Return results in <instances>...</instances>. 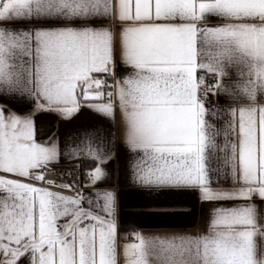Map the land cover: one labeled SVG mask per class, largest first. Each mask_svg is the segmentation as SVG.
Returning <instances> with one entry per match:
<instances>
[{"label": "snow or ice", "instance_id": "snow-or-ice-1", "mask_svg": "<svg viewBox=\"0 0 264 264\" xmlns=\"http://www.w3.org/2000/svg\"><path fill=\"white\" fill-rule=\"evenodd\" d=\"M0 264H264V0H0Z\"/></svg>", "mask_w": 264, "mask_h": 264}, {"label": "crops", "instance_id": "crops-1", "mask_svg": "<svg viewBox=\"0 0 264 264\" xmlns=\"http://www.w3.org/2000/svg\"><path fill=\"white\" fill-rule=\"evenodd\" d=\"M41 120L45 122L46 124L50 121V118L42 117ZM88 121L85 119L84 116H81L80 119L76 122V126H82L86 124ZM127 204L129 205V208L125 210L124 218L128 220H136L139 219V217L135 216L134 213L131 211V208L133 206H136L140 203L139 197H137L132 190H128V195L126 197ZM193 206V218H195L199 211L200 206L197 205L194 201H189Z\"/></svg>", "mask_w": 264, "mask_h": 264}]
</instances>
